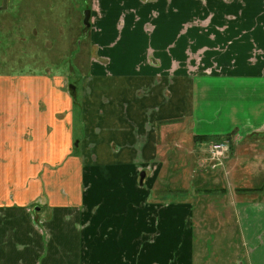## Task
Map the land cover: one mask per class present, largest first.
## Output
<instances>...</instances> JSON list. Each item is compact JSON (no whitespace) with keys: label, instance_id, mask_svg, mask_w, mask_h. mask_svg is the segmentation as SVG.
<instances>
[{"label":"crops","instance_id":"0c3cea01","mask_svg":"<svg viewBox=\"0 0 264 264\" xmlns=\"http://www.w3.org/2000/svg\"><path fill=\"white\" fill-rule=\"evenodd\" d=\"M91 23L80 93L30 77L24 101L0 103V264H80L98 222L117 260L163 249L195 264L190 205L159 215L128 181L150 167L152 187L159 158L187 150L174 142L264 135V0H94ZM229 153L210 187L236 208L215 228L235 231L240 206L264 212V146Z\"/></svg>","mask_w":264,"mask_h":264},{"label":"rangeland","instance_id":"374dc122","mask_svg":"<svg viewBox=\"0 0 264 264\" xmlns=\"http://www.w3.org/2000/svg\"><path fill=\"white\" fill-rule=\"evenodd\" d=\"M93 1L6 0L4 6L5 0H0V103L12 99L13 93L16 96L15 102L24 101L33 86L29 83L30 77L43 79L49 76L50 85L53 84V78L63 77L68 93L75 94L72 91L77 87L80 93L79 79L86 73L92 54L89 39L92 23L91 19L90 24H86L84 20L86 11L93 9ZM11 83L15 84L14 88ZM78 133L77 125L76 134ZM195 141L193 138L191 142L185 141V144L179 146L175 142L173 145L170 143L177 151L182 147H186L187 150L176 152L174 157L159 158L158 161H161L163 166L152 187L148 181L154 174L150 167H144L142 170L146 172L144 182H141V175L138 174L128 181L129 184L141 188L142 196L144 194L143 198L147 197L148 204L158 206L159 215L171 205H190L193 214L198 215L202 221L195 240L193 254L195 264H264V212L258 211V207H252L249 211L256 210L260 213L246 214L244 207L240 206L243 215L237 221L239 229L234 231L235 224L232 226L226 222H223L221 230L215 228L218 224L214 219L216 214L223 215L227 221L229 214H236V208L230 207L231 201L226 195V190H215L210 187L215 169H211L210 165L201 167V160L199 161L205 157L209 162L214 151L213 146L217 143L203 142L199 145L202 140L195 138ZM220 143L226 145L223 150L228 151L226 159H230L229 152L234 150L246 153L250 145L264 146V135L245 139L238 145L232 138H226ZM216 155L219 156V153ZM220 156L223 158L222 153ZM206 169L210 170L204 171ZM244 191L238 190L240 193ZM86 211L83 212L84 218L90 216ZM154 214H157L156 210L153 212V217ZM86 220L80 223L83 230L92 225L91 221L86 222ZM100 224L102 222L96 223L93 231L91 229L86 236L84 234L83 239H86L83 245L84 260L80 264H130L129 262L185 264L182 255L169 258L163 249L159 250L158 254H151L150 250H141L136 261H134L135 255L117 260L115 259L117 256H114L109 249L101 248L109 244L110 238L109 235H103L98 231L102 227L99 226ZM241 226L244 233L241 231ZM250 226L253 227L249 229ZM255 229L258 233H252ZM160 235L161 233L158 237ZM245 241L247 245L244 244Z\"/></svg>","mask_w":264,"mask_h":264},{"label":"built area","instance_id":"2783aa9c","mask_svg":"<svg viewBox=\"0 0 264 264\" xmlns=\"http://www.w3.org/2000/svg\"><path fill=\"white\" fill-rule=\"evenodd\" d=\"M225 147H226V145L223 144V143L214 144V146H213V148H214L213 150L214 151L211 153L212 156L209 158V162H207V160H202L200 162L201 163V167H207L208 165H210V167L212 169L218 168V166L222 163V158H221L220 154L222 153L223 148H225ZM221 149H222V151H220ZM216 152L219 153V156L216 155L217 154Z\"/></svg>","mask_w":264,"mask_h":264},{"label":"water","instance_id":"95a60500","mask_svg":"<svg viewBox=\"0 0 264 264\" xmlns=\"http://www.w3.org/2000/svg\"><path fill=\"white\" fill-rule=\"evenodd\" d=\"M4 6H6V0H5ZM91 15H92V11L91 10H87L86 11V17H85V20H84L86 24H90ZM145 176H146V172L143 171L141 173V182H144Z\"/></svg>","mask_w":264,"mask_h":264},{"label":"trees","instance_id":"16d2710c","mask_svg":"<svg viewBox=\"0 0 264 264\" xmlns=\"http://www.w3.org/2000/svg\"><path fill=\"white\" fill-rule=\"evenodd\" d=\"M198 139L202 140V142H205V143L210 142V141L217 142L220 140V138H209L208 136H201V138H198Z\"/></svg>","mask_w":264,"mask_h":264}]
</instances>
